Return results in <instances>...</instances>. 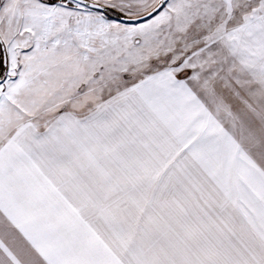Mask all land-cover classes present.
<instances>
[{"label": "snow or ice", "instance_id": "snow-or-ice-1", "mask_svg": "<svg viewBox=\"0 0 264 264\" xmlns=\"http://www.w3.org/2000/svg\"><path fill=\"white\" fill-rule=\"evenodd\" d=\"M0 264H264V0H0Z\"/></svg>", "mask_w": 264, "mask_h": 264}]
</instances>
